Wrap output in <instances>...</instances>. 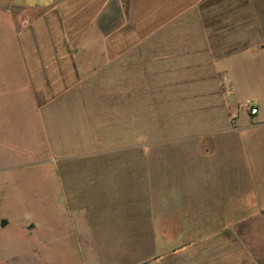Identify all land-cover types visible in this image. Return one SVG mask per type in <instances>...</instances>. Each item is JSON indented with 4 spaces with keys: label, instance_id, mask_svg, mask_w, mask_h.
<instances>
[{
    "label": "crops",
    "instance_id": "obj_1",
    "mask_svg": "<svg viewBox=\"0 0 264 264\" xmlns=\"http://www.w3.org/2000/svg\"><path fill=\"white\" fill-rule=\"evenodd\" d=\"M107 59L109 125L126 135L110 150L141 151L101 164L130 173L112 170L124 186L109 193L128 207L97 209L121 231L116 263L264 264V0H0V101L35 125L81 85L79 65Z\"/></svg>",
    "mask_w": 264,
    "mask_h": 264
},
{
    "label": "rangeland",
    "instance_id": "obj_2",
    "mask_svg": "<svg viewBox=\"0 0 264 264\" xmlns=\"http://www.w3.org/2000/svg\"><path fill=\"white\" fill-rule=\"evenodd\" d=\"M35 14L17 8L8 13L17 20ZM100 65L107 66L96 75L79 65L85 79L55 104L52 118L44 115L43 125H35L17 99L0 101V221H7L0 226V264H117L123 257L116 255L127 252H117L120 244L111 245L121 231L103 223L97 209L113 213L128 207V200L119 196L112 202L110 194L124 186L114 183L113 174L130 173L101 164L141 151L110 150L126 135L109 125L115 118L109 117L108 59ZM99 94L102 100L94 101ZM157 152L164 159L188 157L175 149ZM174 169L152 167L156 175L173 174ZM100 182L118 188L100 189Z\"/></svg>",
    "mask_w": 264,
    "mask_h": 264
},
{
    "label": "built area",
    "instance_id": "obj_3",
    "mask_svg": "<svg viewBox=\"0 0 264 264\" xmlns=\"http://www.w3.org/2000/svg\"><path fill=\"white\" fill-rule=\"evenodd\" d=\"M245 107L249 110L251 114H255L257 109L253 107V105L250 103V101L245 102Z\"/></svg>",
    "mask_w": 264,
    "mask_h": 264
},
{
    "label": "water",
    "instance_id": "obj_4",
    "mask_svg": "<svg viewBox=\"0 0 264 264\" xmlns=\"http://www.w3.org/2000/svg\"><path fill=\"white\" fill-rule=\"evenodd\" d=\"M6 224H7V221H6L5 219H2V220L0 221V226H1V227H4Z\"/></svg>",
    "mask_w": 264,
    "mask_h": 264
}]
</instances>
